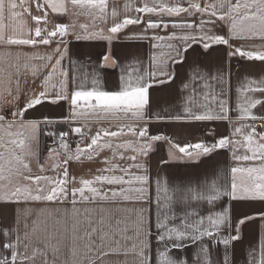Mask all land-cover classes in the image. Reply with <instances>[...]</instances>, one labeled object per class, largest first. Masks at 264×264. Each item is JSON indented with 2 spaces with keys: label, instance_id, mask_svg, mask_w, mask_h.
Listing matches in <instances>:
<instances>
[{
  "label": "snow or ice",
  "instance_id": "obj_1",
  "mask_svg": "<svg viewBox=\"0 0 264 264\" xmlns=\"http://www.w3.org/2000/svg\"><path fill=\"white\" fill-rule=\"evenodd\" d=\"M108 0H35V8L39 15L32 16V0H0V48L11 46H32L37 44L50 45L55 40L57 47L53 53L33 55L32 60H43L39 68L32 67L31 75L36 78L44 69V78L40 91L26 97L23 107L19 105V83L13 110L2 111L0 106V205L19 206L35 203H68L71 205L73 222L67 223L68 212L64 213L65 222L62 229L53 228L46 232L39 243H33L36 233V220L31 224L28 217H35L30 208L14 211V221L11 226H0V264H189L185 249L196 246L198 251L193 253L192 264H211L208 245L204 243L207 237L217 245L227 249L232 242L241 239V228L247 222L260 219L264 221V210L255 213H243L233 219V204L243 205L249 202H264V130H257L254 121L259 120L264 129V115H256L252 110L264 106V100L247 97L245 93L259 92L264 94V80H247L237 87V92L244 97L243 102H237L238 121H253V123L234 124L230 117L231 109L228 99L231 92V73L220 68L204 66L200 63L188 65L185 78L177 87L174 106L177 112L173 115L161 116L156 114V120H174L183 122L228 121L232 125L230 136L215 139L212 144L197 142L186 146H177L171 140L161 135H149L146 124V110L150 103L149 89L154 83H174L177 79L175 65L184 67L187 63V53L193 44H201L206 52L211 45H225L230 51L228 57L239 56L248 61L264 62V0H176L175 3H164L153 0L150 5L134 8L137 13L158 17H193L199 15V23L176 22L174 20L144 19L137 15L120 18L113 9L109 14ZM125 12L130 5H124ZM22 9V11H18ZM44 9H51L60 15L72 14L77 18L86 16L92 21L81 23L74 20L71 25L55 24L47 27L51 21ZM14 20L26 13L35 22L34 34L29 29L27 34L8 35L5 25V14ZM111 20V23H109ZM99 21V24L97 23ZM43 22L44 26H41ZM144 25L139 33L133 34V39H148L152 41H178L168 43L167 52L158 57L153 55L148 68H136L135 76L132 70L122 66L111 54V49L102 56V63L95 67L81 61L69 77L63 69L62 61L68 48L65 37L74 36L77 41L104 40L110 45L118 35L131 25ZM179 29L163 37L148 35V30ZM226 27V34H217L214 29ZM79 29V31H77ZM259 39L260 45L237 46L231 41ZM154 48L160 47L154 43ZM13 54L5 51L0 55V61L6 60ZM54 59V63L53 61ZM19 61L20 56L16 54ZM27 68V65H24ZM115 67L121 71V87L116 91L101 90L93 86L87 89L84 83L91 77L92 85L97 83L98 69ZM19 75L20 65H16ZM0 71H3L0 69ZM59 71V89L53 83V77ZM12 74L8 73L7 83L11 85ZM80 80L77 84L76 81ZM70 80L72 87H70ZM5 83L0 79V86ZM11 95V88L6 89ZM3 93H0L2 95ZM64 101L68 105L67 121L83 116L85 110L102 113L106 116L125 118L136 123L127 124L117 131L104 129L97 131L90 138V143L82 148L76 146L75 154H70V148L61 133L60 164L51 166L54 172H60L58 177L45 175V167L39 166L34 173L30 158L34 156V142L40 124L50 126L54 123L52 117L44 116L37 119H26L25 113L43 105L45 102L59 104ZM214 105V107H213ZM147 119H151L148 117ZM145 122V123H140ZM13 129L15 133L13 134ZM73 131L83 134L80 127ZM52 134V133H49ZM137 138L113 144L111 140L123 135ZM167 140L178 153L190 158L210 157L217 149L228 148L235 161H250L260 159L259 167L233 166L230 169V180L224 176L218 167L205 169L203 174L194 181L191 178L157 174L154 187L148 175V167L139 158L146 157L152 150L153 142ZM130 149L134 155L128 157L133 163L131 167L142 171V175H129V167H120L105 158V168L97 170L92 178L70 176L67 165L73 159L79 161L82 157L92 160L105 149L113 150V160L119 156L125 157L114 149ZM251 153L238 155L239 149ZM191 149V151H190ZM181 157L170 154V159ZM164 163H167L165 161ZM117 172L123 173L118 175ZM125 185L128 187L126 188ZM135 193V195H132ZM106 203H138L148 204V216H144L143 208L138 212V218L129 235L127 226L119 227L106 225L103 217L94 219L87 207L81 205L102 206ZM155 211L153 212V205ZM21 217H23V235H21ZM222 231L229 234L220 237ZM180 253L181 255H174ZM247 264H264V239L259 241V251L249 250ZM224 264H229L227 252L223 257Z\"/></svg>",
  "mask_w": 264,
  "mask_h": 264
},
{
  "label": "crops",
  "instance_id": "obj_2",
  "mask_svg": "<svg viewBox=\"0 0 264 264\" xmlns=\"http://www.w3.org/2000/svg\"><path fill=\"white\" fill-rule=\"evenodd\" d=\"M19 2V0H17ZM152 4L153 0H108V11L109 14L113 9L118 12L120 18L125 15L129 17H135L137 15L144 19H163V20H174L176 22H183L188 20L189 22L199 23V15L193 17H185L183 14L181 17H158L157 15L148 16L144 13L135 12L134 8L137 6H143L144 3ZM157 2L164 3H175L176 0H157ZM43 4V0H40ZM129 4L130 10L125 12L124 5ZM185 6H187V0H184ZM22 11V9H18ZM47 12V18L51 23L47 25L51 29L57 23H63L66 25H71L74 20L81 23H89L86 16H79L78 18L72 14L60 15L53 13L51 9H44ZM32 16L39 15L35 8V0H32L31 8ZM99 24V21H97ZM111 23V20H109ZM5 25L6 32L8 35H19L21 32L27 34L29 29L33 30L35 28V22L32 20L31 16L24 13L19 18H11L7 12L5 14ZM41 26L44 24L41 22ZM144 25H131L124 29L119 35L118 39L112 41L109 45L107 41L95 40V41H77L74 36L65 37L67 43V54L62 61V67L69 73V77L72 76L73 72L78 67L81 61L91 64L93 67L97 63H102V56L111 49V54L117 58L122 66L126 69L132 70L133 76L137 73L134 69L139 68L141 70L148 68L151 63V57L153 55L160 56L162 52H167L169 49L166 47L168 43L177 44L178 41H152L148 39L140 40L133 39V34L139 33L143 30ZM79 31V29H77ZM179 32V29H173L169 26L168 29H155L148 30V35H157L166 37L172 32ZM217 34H226V27H218L214 29ZM59 37L53 38V43L50 45L37 44L35 47L32 46H11L7 49L0 48V55L5 51L11 52L13 55L8 57L6 60L0 61V79L4 80L5 83L0 86V106H2V111L9 112L13 110L14 105L17 103L15 97L17 95V81L19 83V105L23 107L26 97H30L33 93H38L40 85L44 78V69H40L41 74L34 78L31 75V68L37 67L44 64L43 60H32L30 59L33 55H44L48 53H53V50L57 47L55 40ZM157 43L160 47L154 48L152 45ZM231 43L237 46L243 45L248 47L249 45H260L262 42L259 39L253 40H242V41H231ZM230 49L225 45L213 44L205 52L202 45L197 43L193 44L192 48L188 50L187 53V63L184 67L180 65H175L177 79L174 83H154L149 89V99L150 103L146 110V124L148 128L149 135H161L171 140L173 144L177 146H186L188 144H194L197 142H204L207 144H212L215 139L220 137H227L231 135L232 125L228 121H204V122H183L174 120H156V114L161 116L173 115L177 112V107L174 106V101L176 99L177 87L180 81L185 78V71L188 65L193 63H200L204 66H209L212 68H220L226 72L231 73V92L228 99V105L231 111L229 112L230 117L233 118L234 124H246L253 123V121H238L235 117L238 114L236 108L238 100L243 102L244 97H241L237 92V87L241 83L247 80L256 81L259 83L264 80V62L259 61H248L242 59L239 56L228 57L227 53ZM16 54H19V61L16 58ZM55 57H53L54 63ZM19 63V75L17 76L16 65ZM24 65L28 67L25 68ZM12 74V83L8 85L7 75ZM121 71L115 67H105L98 69L97 83L92 85L91 77L84 83L85 88L91 89L95 86L98 89L106 91H116L121 87ZM59 71L53 77V83L57 85L56 91L59 89ZM77 84L80 83L78 79ZM11 88V95L8 94L6 89ZM70 87H72L70 80ZM247 97L258 98L264 100V94L259 92L256 93H245ZM214 107V105H213ZM256 115H264V106H257V108L252 110ZM48 116L54 119V123L50 126H45L43 123L40 124L38 129L36 140L34 142V156L30 158L31 166L33 172L36 173L39 170V166L43 165L46 169L45 175L56 176L60 175V172H54L51 170V166L54 164H60L61 171L65 165L62 163L60 156H56L54 153L59 151L63 154V149H53L50 145V141L53 137L61 136V133H69L74 135L78 142L73 148H70V154H75L76 146L79 144L82 148L86 147L90 143V138L96 134L97 131H103L107 129L109 131H117L120 127L127 124L136 123L135 121L116 118L112 116H106L102 113H93L90 110H85V114L72 121H67L66 118L69 116L68 105L66 102L61 101L59 104H50L45 102L43 105L37 106L36 108L29 110L25 113L26 119H37ZM151 117V119H147ZM260 122L259 120L254 121V123ZM145 123V122H140ZM75 127H80L83 140L81 135L73 131ZM260 130H264L260 128ZM259 130V131H260ZM13 134L15 129L12 130ZM52 133V134H49ZM105 139L111 140L115 144L124 143L127 141H136L137 138L130 135H123L119 139L114 138H101V143ZM115 151L122 153L125 157L123 160L117 156L113 160V150L105 149L100 152L98 156H95L92 160H88L87 157H82L79 161L73 159L67 165L69 175L75 176L77 179L92 178L97 174V170L103 169L106 165L103 163L105 158L112 161L113 164L119 165L120 167H129L130 173L125 176V179H130L134 175L144 174L142 171L137 170L135 167H131L132 161L128 157L134 155V153L128 149H114ZM191 151V149H190ZM170 154L179 156V159H170ZM238 155L247 154L251 156L250 152L246 149H239ZM141 162L148 167V175L151 177L154 187V181L159 173L160 175H167L170 179L174 176H179L181 178H191L196 180L198 176L203 174L205 169H210L212 167H218L220 171L224 174L226 178L230 180V169L233 166L240 167H259L261 161L259 158L250 161H235L233 159L232 152L228 148L217 149L211 154L210 157H199L190 158L183 156V154L178 153L177 149H174L167 140H161L153 142L152 150L149 151L148 155L143 158H139ZM167 161V163H164ZM118 175H123V173L117 172ZM127 188L128 186L125 185ZM135 195V193H132ZM85 207L89 209L94 219L104 218L106 225L111 224L115 226L119 221V227L124 228L127 226L129 229V235H132V229L135 226V222L138 218V212L143 208L144 216H148V204H138V203H121V204H111L106 203L102 206L97 205H81L78 204L77 208L83 210ZM153 212L155 211L154 203L152 205ZM23 208H30L33 213H36L35 217H28L29 224L32 223L33 218L36 220V233L33 237V243H39L46 232H51L53 228L62 229L65 222L64 213L68 212L67 223L70 226L73 222L71 216V205L68 203H35L31 205H19V206H3L0 205V226H11L14 221V211L19 212ZM260 210H264V202L254 201L243 205L233 204V219L243 213H255ZM229 233L227 231H222L219 235L220 237H225ZM21 235H23V217H21ZM264 239V221L260 219H255L247 222L241 228V239L239 241H234L232 244L225 249L221 245L215 244L210 241L207 237L204 239V243L208 245L209 257L211 264H224V255L227 252L229 257V264H247V253L249 250H255L257 253L259 251V241ZM185 253L189 264H192L193 253L198 251L196 246L186 248ZM174 255H181L180 253H174Z\"/></svg>",
  "mask_w": 264,
  "mask_h": 264
},
{
  "label": "built area",
  "instance_id": "obj_3",
  "mask_svg": "<svg viewBox=\"0 0 264 264\" xmlns=\"http://www.w3.org/2000/svg\"><path fill=\"white\" fill-rule=\"evenodd\" d=\"M256 126H257V130L259 131L261 128L260 122L256 123ZM64 139L68 143L69 148H73L76 145V143L78 142V139L74 135L69 134V133H67V136H65ZM59 141H60V136L59 137H53L50 141L51 147L53 149H56V150L61 149Z\"/></svg>",
  "mask_w": 264,
  "mask_h": 264
}]
</instances>
